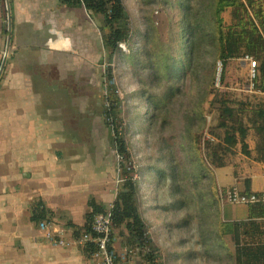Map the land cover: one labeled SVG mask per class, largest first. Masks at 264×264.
Listing matches in <instances>:
<instances>
[{"label": "crops", "instance_id": "0c3cea01", "mask_svg": "<svg viewBox=\"0 0 264 264\" xmlns=\"http://www.w3.org/2000/svg\"><path fill=\"white\" fill-rule=\"evenodd\" d=\"M103 55L101 20L85 8L0 0V264H92L78 234L88 227L91 204L112 208L121 176L98 99ZM243 65L238 58L228 69ZM247 91L264 105V92ZM245 142L248 155L239 150L214 169L219 196L264 190L255 135ZM221 201L222 221H249V205ZM137 204L151 237L153 207L144 198ZM45 219L64 231L66 245L43 237L38 224ZM255 224L264 230V218ZM126 237L124 227L113 228L116 254L128 250V264H148ZM252 238L264 244V233Z\"/></svg>", "mask_w": 264, "mask_h": 264}, {"label": "rangeland", "instance_id": "374dc122", "mask_svg": "<svg viewBox=\"0 0 264 264\" xmlns=\"http://www.w3.org/2000/svg\"><path fill=\"white\" fill-rule=\"evenodd\" d=\"M122 1L130 36L112 57L105 52L101 58L98 99L103 111L112 108L114 113L104 119L111 139L116 124L130 153L129 161L121 155L120 169L128 168L135 180L137 201L144 198L153 207L152 240L148 236L156 263L237 264L234 237L220 232L223 202L214 192L216 167L206 143L223 136L220 121L241 119L250 125V113L240 110L259 102L247 91L253 89L249 69L235 66L230 72L228 63L220 80L221 64L203 39L186 57L193 39L186 20L193 27L202 22L212 0ZM253 2L264 11V0ZM222 18L231 24L230 9ZM222 101L232 116L222 112ZM252 135L249 129L247 138ZM224 157L230 162L236 153ZM147 172L148 180L143 178ZM253 242L252 236L242 235L243 244Z\"/></svg>", "mask_w": 264, "mask_h": 264}, {"label": "trees", "instance_id": "16d2710c", "mask_svg": "<svg viewBox=\"0 0 264 264\" xmlns=\"http://www.w3.org/2000/svg\"><path fill=\"white\" fill-rule=\"evenodd\" d=\"M61 2L69 6H81L91 16L98 17L101 20L102 41L108 56L112 57L118 50L120 42L128 40L130 27L124 22L126 9L122 0H61ZM183 8L188 10V6L184 4ZM206 9H208V14L205 15L202 22H197L195 27L189 24L190 21L188 19L186 20L188 32L193 36V39L188 43L186 57L189 58L188 54L194 52L200 39L205 40L209 48V54L221 64V80L229 62L243 58L245 55L252 56L257 63L256 70L261 76L259 81L257 79L258 74L253 80V90L264 92V11L262 7L256 6L253 0H212L206 6ZM226 9L231 11L232 21L229 25H225L222 18V13ZM177 70H182V67ZM224 103L226 104V102L222 101V112H227L228 115L232 116L233 111L228 106H224ZM241 106L243 107V104ZM240 110L241 112L247 111L250 113L249 126H246L241 119L235 120L233 124L220 121L218 126L223 128V136L217 142H211L210 139H207L206 148L212 150L210 162L216 168L228 163L224 156L236 153L238 145L241 153L249 154L245 142L249 129L254 131L256 137V158L264 160V105L256 102ZM103 113L105 119L112 117L114 114L112 108L104 109ZM112 129L115 136L113 143L118 154L123 155L125 160L129 161L130 153L124 140L117 136L116 124L113 125ZM218 152L220 155H218ZM121 176L123 181L120 183L111 208L112 227H124L127 231L126 243L128 246L138 249L148 264H157L151 240L147 233V227L138 209L137 184L126 167H122ZM214 192L217 196V193H219L217 185L214 187ZM103 210L99 205L91 204L89 223L84 230L85 232H91V223L94 215L103 212ZM248 213L249 221L224 222L221 220L219 223L220 232L232 234L234 237L237 264H264V244L262 242L242 243V235L253 236L260 233L261 229L255 223L257 219L264 218V204L249 205ZM34 218L41 220L45 217L43 213L35 212ZM81 235L82 232L78 234L79 238ZM85 244L89 248L91 255L95 250V244L91 241H87ZM115 264L124 263L116 258Z\"/></svg>", "mask_w": 264, "mask_h": 264}, {"label": "built area", "instance_id": "2783aa9c", "mask_svg": "<svg viewBox=\"0 0 264 264\" xmlns=\"http://www.w3.org/2000/svg\"><path fill=\"white\" fill-rule=\"evenodd\" d=\"M243 59L248 64L250 74L249 89H252L253 80L255 79L257 74V63L256 60L249 55H245ZM117 155V167L118 172L120 174L121 169L119 162L123 164L124 161H122L123 157L118 154V152ZM122 181L123 178L122 176H120L117 179V183L120 184ZM220 198L224 202H228L231 204H264V190L258 192L240 193L236 189H229L221 193ZM38 227L39 230L42 232L43 237L49 242H53L54 244L62 246L67 244L66 240L62 235L64 231L62 229H56L51 220L45 219L40 221ZM80 241L84 243L87 241H91L95 244V250L90 255L92 264H115L116 258H118L121 262L125 264H128L132 261L131 256H129L130 251L126 250L119 256L113 250V227L111 223V209L94 215L91 223V232L83 231L80 237Z\"/></svg>", "mask_w": 264, "mask_h": 264}]
</instances>
